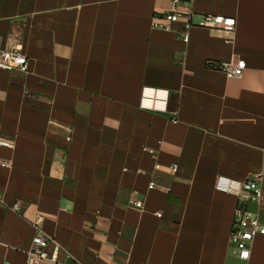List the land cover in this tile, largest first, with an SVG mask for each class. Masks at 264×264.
<instances>
[{
  "label": "crops",
  "instance_id": "obj_1",
  "mask_svg": "<svg viewBox=\"0 0 264 264\" xmlns=\"http://www.w3.org/2000/svg\"><path fill=\"white\" fill-rule=\"evenodd\" d=\"M174 5L236 25L185 42L153 24ZM0 43L29 60L0 68V264H28L38 230L60 252L36 264H264L263 234L247 260L230 249L238 196L215 188L264 173V0H0Z\"/></svg>",
  "mask_w": 264,
  "mask_h": 264
},
{
  "label": "built area",
  "instance_id": "obj_2",
  "mask_svg": "<svg viewBox=\"0 0 264 264\" xmlns=\"http://www.w3.org/2000/svg\"><path fill=\"white\" fill-rule=\"evenodd\" d=\"M178 0H174L176 4ZM154 27L167 31H176L185 42L190 41V30L193 27L218 28L232 30L236 25V19L232 16L204 14L197 22L192 21L190 14H185L176 5L170 11L156 14L153 19ZM214 63L209 62L208 66ZM216 67L223 71L228 77H241L244 73L246 62L244 59H230L220 61ZM0 68L5 70H19L26 72L29 69L28 57L17 48L7 49L0 43ZM169 91L154 87H144L141 94L140 106L142 108L163 111L167 110ZM177 122L178 119H172ZM66 139L71 140V127H67ZM14 139L4 135L0 128V146H13ZM150 152L153 150L149 149ZM2 166H8L7 162H0ZM171 170L177 171L178 165H173ZM157 187L156 181H150L149 188ZM215 188L226 193L238 196V207L236 209L230 237V249L242 260L251 256L252 242L256 236L264 235V221L259 211L251 210L248 205L255 203L260 205L264 201V173H257L245 180L232 179L225 175H218L215 180ZM168 192L169 189L167 188ZM135 205L141 206V201H135ZM12 209H19V204L10 205ZM34 248L28 252V264H36L40 260L59 261L60 245L38 230L33 237ZM52 247L49 251L48 249ZM10 264V263H6Z\"/></svg>",
  "mask_w": 264,
  "mask_h": 264
},
{
  "label": "rangeland",
  "instance_id": "obj_3",
  "mask_svg": "<svg viewBox=\"0 0 264 264\" xmlns=\"http://www.w3.org/2000/svg\"><path fill=\"white\" fill-rule=\"evenodd\" d=\"M263 211H264V209H263ZM263 220H264V214H263Z\"/></svg>",
  "mask_w": 264,
  "mask_h": 264
}]
</instances>
